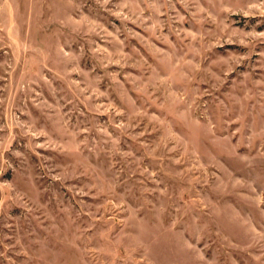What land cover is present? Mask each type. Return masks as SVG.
I'll list each match as a JSON object with an SVG mask.
<instances>
[{
    "label": "rangeland",
    "instance_id": "obj_1",
    "mask_svg": "<svg viewBox=\"0 0 264 264\" xmlns=\"http://www.w3.org/2000/svg\"><path fill=\"white\" fill-rule=\"evenodd\" d=\"M0 264H264V0H0Z\"/></svg>",
    "mask_w": 264,
    "mask_h": 264
}]
</instances>
